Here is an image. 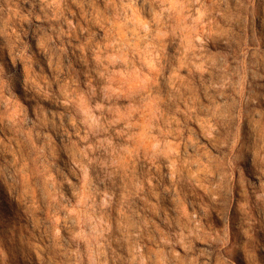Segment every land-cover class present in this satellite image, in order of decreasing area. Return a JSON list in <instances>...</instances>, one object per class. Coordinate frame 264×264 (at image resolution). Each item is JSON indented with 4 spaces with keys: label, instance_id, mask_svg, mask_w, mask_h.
<instances>
[{
    "label": "rangeland",
    "instance_id": "obj_1",
    "mask_svg": "<svg viewBox=\"0 0 264 264\" xmlns=\"http://www.w3.org/2000/svg\"><path fill=\"white\" fill-rule=\"evenodd\" d=\"M0 264H264V0H0Z\"/></svg>",
    "mask_w": 264,
    "mask_h": 264
}]
</instances>
